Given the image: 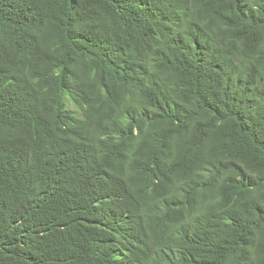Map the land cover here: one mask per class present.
<instances>
[{
  "label": "trees",
  "instance_id": "obj_1",
  "mask_svg": "<svg viewBox=\"0 0 264 264\" xmlns=\"http://www.w3.org/2000/svg\"><path fill=\"white\" fill-rule=\"evenodd\" d=\"M0 264H264V0H0Z\"/></svg>",
  "mask_w": 264,
  "mask_h": 264
}]
</instances>
